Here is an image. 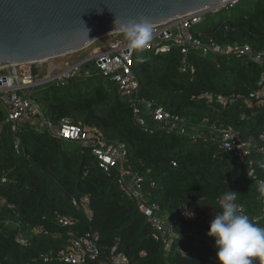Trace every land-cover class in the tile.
Returning a JSON list of instances; mask_svg holds the SVG:
<instances>
[{"label": "trees", "instance_id": "trees-1", "mask_svg": "<svg viewBox=\"0 0 264 264\" xmlns=\"http://www.w3.org/2000/svg\"><path fill=\"white\" fill-rule=\"evenodd\" d=\"M195 32L205 41L223 47L248 44L255 55H264V0H239L233 7L209 13ZM183 62L186 72L181 70ZM84 68L64 87L56 83L37 87L31 94L33 101L42 117L56 127L68 118L79 127L99 129L108 144L126 147V165L146 177L149 201L159 205L179 237L166 251L135 202L121 192L119 170L105 173L90 150L61 139L47 127L37 131L26 124L16 135L0 105V264H67L57 255L71 244L70 235L87 232L99 234L101 256L84 264H107L116 244L130 264H218L215 240L208 235L210 224L187 222L179 209L194 205L200 213L212 209L218 214L219 197L229 187L239 194L236 202L252 221L263 215L264 195L258 192L257 181L264 179V170L257 167V176H251L245 162L212 139L218 138L211 127H231L244 139L264 133V105L257 106L255 99L251 108L246 103L261 88L264 59L203 56L198 51L183 55L178 47L168 53L136 52L138 97L183 119L184 136L162 129L141 105V116L154 130L144 132L128 98L110 77L95 75L91 66ZM218 96L235 100L224 106ZM17 137L20 153L15 150ZM84 195L91 199L92 221L73 205ZM62 216L75 225L60 226ZM256 224L264 227V217ZM20 236L28 245L17 242ZM179 249L193 255L184 257ZM45 257L50 260L45 262Z\"/></svg>", "mask_w": 264, "mask_h": 264}, {"label": "built area", "instance_id": "built-area-1", "mask_svg": "<svg viewBox=\"0 0 264 264\" xmlns=\"http://www.w3.org/2000/svg\"><path fill=\"white\" fill-rule=\"evenodd\" d=\"M239 0L224 5L222 8L233 7ZM219 9V10H220ZM212 12H198L185 15L178 19L164 24L154 25V37L148 47L143 51H155L156 53H168L174 47L181 49L183 55H188L191 51H198L203 56L213 55H241L247 56L257 62H263L262 53L255 55L253 49L248 44L234 43L223 47L213 40L205 41L196 35L195 29L200 25L204 17ZM124 35V34H123ZM108 41H101L99 45H93L94 49L85 58L79 62L70 60H60L62 57L48 60L38 64H19L13 67H7L0 70V104L7 112V121L11 123L13 132L18 135L21 128L26 124L40 131L47 127L49 131L63 140L77 142L84 149H88L97 158L100 168L110 174L112 170H119L118 185L124 197L135 202L138 210L147 219L153 227L154 238L161 240L165 245V250L170 251L175 239L179 237L173 229L172 223L167 215L161 214L159 205L149 201L150 192L146 189L147 179L144 175L135 174L130 166L126 165L127 149L123 145L108 144L102 131L92 127H79L72 123L68 118L63 119L59 126L46 121L41 114L40 108L33 101L31 94L39 86L56 83L57 86L64 87L69 80L79 77L85 72V66H91L96 70L95 75L101 74L110 77L119 89L122 96L128 98L130 106L133 109L137 124L142 127L144 132L153 133V129L147 126L146 120L141 116V105H144L148 114L153 120L162 124V129L178 131L181 135H186L185 121L178 116L167 112L163 107H153L152 102L142 100L138 97L140 82L133 70L134 55L137 50H130L127 47V40L122 34L108 36ZM36 67L39 70L45 69V75L41 76L33 70ZM42 68V69H41ZM187 71L186 62H183L181 69ZM87 76H93V73L86 72ZM260 90L250 95L246 100L251 108L253 99L257 106L264 105V74L261 77ZM29 91V93H26ZM206 98L212 102L214 97L206 94ZM234 97L228 98L218 96L217 101L226 106L233 103ZM213 134L217 135L213 140H218L220 148L227 152L234 153L240 162H245L249 167V174L255 176L256 168L259 167L257 158L264 162V133L258 138L251 137L244 139L237 131L224 125H213L211 127ZM15 150L20 153V140L16 138ZM264 170V169H262ZM148 173L150 171L148 170ZM257 176V174H256ZM3 183L7 178H3ZM155 186L154 183L151 184ZM91 199L89 195H84L79 199L73 200V205L82 210L86 217L92 221L93 211L90 206ZM263 215L264 217V200ZM220 204V203H219ZM185 206V207H184ZM221 206V205H220ZM241 206V205H240ZM187 212L194 213L192 218L186 216ZM241 212L245 213L241 206ZM216 213L212 209H204L200 213L194 205H183L179 209V215L187 222L210 224ZM58 224L65 228H72L75 221L69 217H59ZM36 233L39 231L35 230ZM70 235V234H69ZM71 244L66 250L61 251L57 258L67 264H84L87 259L96 260L101 256L99 248L100 236L97 233L87 232L80 236H73ZM17 242L28 245L27 240L19 237ZM184 257H191L193 254L188 250L179 249ZM49 257L44 261L48 262ZM107 264H130L128 257L119 252L118 245H114L110 251V258ZM254 264H257L254 262Z\"/></svg>", "mask_w": 264, "mask_h": 264}, {"label": "water", "instance_id": "water-1", "mask_svg": "<svg viewBox=\"0 0 264 264\" xmlns=\"http://www.w3.org/2000/svg\"><path fill=\"white\" fill-rule=\"evenodd\" d=\"M237 0H0V70L69 56L123 34L117 25L153 26L217 11ZM116 30V31H115Z\"/></svg>", "mask_w": 264, "mask_h": 264}, {"label": "clouds", "instance_id": "clouds-1", "mask_svg": "<svg viewBox=\"0 0 264 264\" xmlns=\"http://www.w3.org/2000/svg\"><path fill=\"white\" fill-rule=\"evenodd\" d=\"M115 27L124 34L130 50L143 51L154 37V26L144 18L119 25L115 21ZM259 167L264 169V162H259ZM257 190L264 195V179L257 181ZM238 196L228 187L219 197L221 211L210 223L208 235L215 240L218 264H264V227L241 212ZM185 214L194 216L192 212Z\"/></svg>", "mask_w": 264, "mask_h": 264}, {"label": "rangeland", "instance_id": "rangeland-1", "mask_svg": "<svg viewBox=\"0 0 264 264\" xmlns=\"http://www.w3.org/2000/svg\"><path fill=\"white\" fill-rule=\"evenodd\" d=\"M122 36L124 37V35L122 34ZM111 37H106L107 41L110 39ZM125 38V37H124ZM101 43V41H97L95 43V45H99ZM94 45V46H95ZM94 47H90V48H87L81 52H79L77 55H82V54H88V53H91L93 51ZM81 56H76L75 57V60L78 61V59L80 58ZM77 61H74V62H77ZM37 72H39L41 74V76H44L45 75V69L43 68L42 70H35V73L37 74ZM26 93H29V91H26ZM2 106V104H0Z\"/></svg>", "mask_w": 264, "mask_h": 264}, {"label": "crops", "instance_id": "crops-1", "mask_svg": "<svg viewBox=\"0 0 264 264\" xmlns=\"http://www.w3.org/2000/svg\"><path fill=\"white\" fill-rule=\"evenodd\" d=\"M79 53V52H78ZM78 53H75V54H72V55H69V56H65V57H62L60 60H62V61H64V60H70V61H72V62H74V61H77V60H75V57L76 56H81L79 59H78V61L77 62H79V61H81L83 58H85L88 54H82V55H77ZM86 55V56H85ZM85 56V57H84ZM42 69V68H41ZM34 71L35 70H38L36 67H34V69H33ZM3 107V106H2ZM4 109V108H3ZM5 110V109H4ZM6 111V110H5Z\"/></svg>", "mask_w": 264, "mask_h": 264}]
</instances>
